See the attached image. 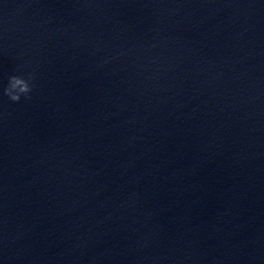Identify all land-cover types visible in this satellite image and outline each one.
Returning <instances> with one entry per match:
<instances>
[{"label":"water","instance_id":"obj_1","mask_svg":"<svg viewBox=\"0 0 264 264\" xmlns=\"http://www.w3.org/2000/svg\"><path fill=\"white\" fill-rule=\"evenodd\" d=\"M26 71L0 264H264V0H0Z\"/></svg>","mask_w":264,"mask_h":264},{"label":"clouds","instance_id":"obj_2","mask_svg":"<svg viewBox=\"0 0 264 264\" xmlns=\"http://www.w3.org/2000/svg\"><path fill=\"white\" fill-rule=\"evenodd\" d=\"M34 88L35 74L33 71H26L24 74H10L0 89V97H6L13 103L20 102L22 99L29 100Z\"/></svg>","mask_w":264,"mask_h":264}]
</instances>
